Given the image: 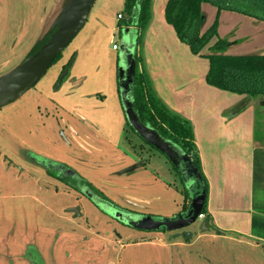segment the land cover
Segmentation results:
<instances>
[{
    "label": "crops",
    "instance_id": "obj_1",
    "mask_svg": "<svg viewBox=\"0 0 264 264\" xmlns=\"http://www.w3.org/2000/svg\"><path fill=\"white\" fill-rule=\"evenodd\" d=\"M67 1H52L51 16L44 25L31 28L32 34L28 32L31 29H24L27 33L8 48L6 72L18 65L53 26ZM167 1H152V19L136 53L156 95L170 110L191 122L200 168L208 183L202 229L186 232V242L173 243L188 246L199 240L221 239L232 245L226 252L232 249L235 260V253L244 257L234 264H264V119L261 125L257 122L256 104L264 97L249 98L209 85V60L193 54L179 40L165 19ZM119 2L105 0L94 11L98 30L107 27L109 9ZM119 5H124V0ZM201 9L203 31L217 21L218 36L228 42L226 54L264 55L263 20L234 11L219 12L209 3H203ZM96 30L85 42H94ZM208 52V47L203 50L204 54ZM81 80L84 78L78 83ZM93 95L96 93L86 96ZM7 109L17 112L19 119L0 120V264H119L110 256V245L114 244L113 230L121 224L50 174L46 164L47 168L33 164L30 153L40 154L39 149L26 140L9 142L7 130L17 133L33 128L31 136L42 137L39 140L43 145V134L48 131V143L60 146L61 151H56L54 158L42 154L44 162L71 169L73 178L87 180L123 212L172 217L181 211V180L174 181L161 163L150 169L143 161L129 159L122 148L123 131L116 142L101 132L97 134L92 126L99 128L85 116H70L57 98L35 89ZM62 126L71 127L72 132L65 148V141L56 132ZM26 144L31 152L25 158L18 148ZM167 234L161 237L169 240L176 233ZM166 239L163 246L170 244ZM200 249L202 256L195 264H217V260L231 264L224 262L219 248L206 245Z\"/></svg>",
    "mask_w": 264,
    "mask_h": 264
},
{
    "label": "rangeland",
    "instance_id": "obj_2",
    "mask_svg": "<svg viewBox=\"0 0 264 264\" xmlns=\"http://www.w3.org/2000/svg\"><path fill=\"white\" fill-rule=\"evenodd\" d=\"M52 1L54 0H0V74L6 72V69L9 67L4 64L8 59V48L12 47L15 42L19 40V37L26 32V30H24L25 28H27L28 31L31 28L36 29L38 26L44 25V22L49 19L51 16L50 13L54 9V7L51 6ZM116 1L121 2V0ZM104 2L105 0H95L84 26L62 51L61 56L50 66L45 75L31 89L45 92L49 96L57 98L63 105V108L69 112L70 116L74 114L85 116V118L99 128L97 129L94 125L92 126L95 133L99 134V132H101L109 136V139L114 142L118 140L123 131L124 141L122 148L127 151L126 155L129 159L132 157L131 160L143 161L144 165H148L150 169L155 167L158 163H161L169 170L170 175L175 177L174 181H178L179 183L180 177L173 169V165L167 157L147 144L132 131L125 118L120 93L117 87L120 48L124 42L125 35H127V31L126 27L120 30L117 14L118 12H125L126 16V11L124 5H119L120 2L118 4H112L109 9V15L105 19L107 27L105 29L101 27L98 30L97 17H95L94 11L101 7ZM32 29L28 31L29 35L32 34ZM94 30H96L94 42L88 44L85 41L93 38L92 34ZM49 31L50 28L46 33ZM130 33L133 41H136L134 30ZM114 44L118 45V50L113 49ZM69 63H72L69 75L63 83L58 86L59 76ZM139 68L140 70L142 69L141 65H139ZM82 77L84 80L78 83V79ZM90 86H92V89L89 88ZM92 92L96 93V95L86 96ZM256 104L258 106L257 122L261 125V121L264 119V99L257 101ZM8 105L0 107V120L4 121L11 118L17 122L19 119L18 114H15L17 112L13 114L12 111L7 109ZM24 123L26 125L29 124L28 120ZM70 124L73 126L71 122ZM32 132H34L33 128L22 129L21 131H17V133H14V130H7L6 135H8V137L6 138L9 139V142L10 139L16 142H20V139L26 140L28 143L36 146L40 154L30 153L31 159L33 160L32 162L33 164H39L42 165L43 168H46L44 166L45 159L43 156L45 154H50V158H54V153L56 151H61V147L57 145L58 148H56L51 143H48L51 141L48 131L43 134L45 145L41 142L42 137L39 138L41 141L39 139H33L31 136ZM56 132L57 137L63 138L65 141L62 145V147L65 148L66 144H68L72 138L71 127L66 128L62 126L61 130L59 128ZM260 132L261 131L258 133ZM67 139L68 142L66 141ZM28 145L29 144H26L25 147L23 145L18 148L22 157L26 158L29 152H31L28 151ZM43 149H45V151H43ZM42 154L44 155L41 156ZM173 186L172 184L171 187ZM180 186H182L181 194L184 199L185 190L183 184H180ZM201 223L202 219H197L195 223L182 229H162L160 231H144V233L142 232L143 230L123 225L120 222L121 225H117L113 230L114 244L110 245V256L118 260L119 264H195L197 259L202 256L199 251L201 250L200 248L207 245V247L219 248L220 250L218 252H221L220 255L224 257L225 263L234 264L236 261L242 262L243 259L241 260V258H244L242 255L235 253L237 258V260H235L232 249L229 250V253L226 252V249L232 245L221 239L199 240L197 243L192 242L188 246L173 243L177 240H186V236H188V234H185L186 232L191 233L190 231L194 229L200 231L202 229L200 228L202 227ZM171 232L176 234L170 236L169 240L161 237L162 233L168 235L167 233ZM165 239L170 243L168 246L162 245ZM203 256L206 257L205 253H203ZM216 263L223 264L220 260H217Z\"/></svg>",
    "mask_w": 264,
    "mask_h": 264
},
{
    "label": "trees",
    "instance_id": "obj_3",
    "mask_svg": "<svg viewBox=\"0 0 264 264\" xmlns=\"http://www.w3.org/2000/svg\"><path fill=\"white\" fill-rule=\"evenodd\" d=\"M152 1L124 0L126 16L125 12H120L122 19H118L119 27L120 30L123 27L126 29L134 28L132 30H134L137 45L142 41L143 34L152 19ZM203 3L215 6L219 12L222 10L234 11L264 21V0H168L165 5V19L174 28L179 40L185 43L193 54L206 57L209 60V71L206 75V81L209 85L221 90L246 95L249 98L264 97V55L226 54L225 49L228 42L218 36L217 21L205 31L202 29L204 25L201 9ZM63 14L64 11L50 31L41 36L32 46L27 56L35 53L48 40ZM215 38L216 40H214ZM207 47L209 52L204 54L203 50ZM61 54L57 56L55 61ZM141 62L142 58L136 53L133 85L135 111L142 123L155 129L162 137L173 142L192 158L200 171L207 199L208 183L201 171L200 159L195 150L192 124L187 118L170 110L156 95L147 73L143 68L141 70L139 68ZM173 169L179 176L174 165ZM48 172L54 176H59L52 170H48ZM66 178L63 177V179ZM79 180L89 190L92 188L101 193L80 176ZM181 183L185 190L180 211L183 212L188 209L191 197L182 180ZM67 184L70 185V183ZM206 199L201 212L203 214L206 212Z\"/></svg>",
    "mask_w": 264,
    "mask_h": 264
},
{
    "label": "water",
    "instance_id": "obj_4",
    "mask_svg": "<svg viewBox=\"0 0 264 264\" xmlns=\"http://www.w3.org/2000/svg\"><path fill=\"white\" fill-rule=\"evenodd\" d=\"M94 3L95 0H68L62 9L61 13L64 11V14L61 20L56 29L50 34L48 40L35 53L26 56L12 70L0 75V107L16 101L34 87L45 75L57 56L62 53L84 26ZM61 13L55 22L60 18ZM131 30V27L126 29L127 35H125L124 42L120 48L118 70V90L125 118L133 131L143 141L165 155L171 164L174 165L190 193L191 202L186 211L176 213L172 217L126 214L109 204L98 203V205L104 213L113 219L138 230H178L195 223L202 212L206 191L203 187L200 171L192 158L173 142L162 137L155 129L142 123L135 111L133 85L137 42L133 41ZM71 65L72 63H69L60 74L58 86L68 77ZM45 164L57 173L74 175L71 169L63 165L60 166L49 161H46ZM130 169L128 168L122 172H127ZM81 191L87 197H93L87 187H84ZM75 211H78V209L76 208ZM205 223L208 224V222Z\"/></svg>",
    "mask_w": 264,
    "mask_h": 264
},
{
    "label": "flooded vegetation",
    "instance_id": "obj_5",
    "mask_svg": "<svg viewBox=\"0 0 264 264\" xmlns=\"http://www.w3.org/2000/svg\"><path fill=\"white\" fill-rule=\"evenodd\" d=\"M131 130H132V128H131ZM133 131V130H132ZM47 168V167H46ZM50 169V168H49ZM48 168H47V170H49ZM54 172H56V171H54ZM57 173V172H56ZM59 176H55L57 179H59L60 181H62V182H64V183H70V185H71V187H73L74 189H76L77 191H79L80 193H82V195H85L81 190L86 186V185H84L82 182H81V180H79V178L78 179H76V178H73L72 176H70V175H64V174H62V173H57ZM63 177H67L66 179H63ZM73 185V186H72ZM91 188V187H90ZM89 192L92 194V198H89V197H87L86 195V197L87 198H89V200H91L92 201V203H94L95 205H96V207L98 208V203H104V204H109V205H111V206H113V207H115V208H117L116 207V205L103 193V192H101V193H98L97 191H95L94 189H90L89 190ZM104 196H103V195ZM99 210H100V208H98ZM101 211V210H100ZM103 212V211H102ZM126 213V212H125ZM106 214V213H105ZM126 214H130V213H126ZM120 223V222H119ZM121 224H123V223H121ZM123 225H125V224H123Z\"/></svg>",
    "mask_w": 264,
    "mask_h": 264
},
{
    "label": "built area",
    "instance_id": "obj_6",
    "mask_svg": "<svg viewBox=\"0 0 264 264\" xmlns=\"http://www.w3.org/2000/svg\"><path fill=\"white\" fill-rule=\"evenodd\" d=\"M117 19H122V14H118L117 15ZM113 49L114 50H117L118 49V45L117 44H114L113 45ZM205 218V214L201 213L199 214L198 218L197 219H204Z\"/></svg>",
    "mask_w": 264,
    "mask_h": 264
}]
</instances>
